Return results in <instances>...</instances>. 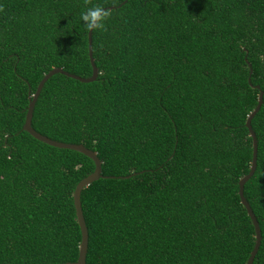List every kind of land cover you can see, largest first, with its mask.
Returning a JSON list of instances; mask_svg holds the SVG:
<instances>
[{
    "label": "trees",
    "instance_id": "1",
    "mask_svg": "<svg viewBox=\"0 0 264 264\" xmlns=\"http://www.w3.org/2000/svg\"><path fill=\"white\" fill-rule=\"evenodd\" d=\"M109 7L90 32L96 76L52 74L30 127L99 161L78 201L85 264H264V0H0V264L73 261L71 192L82 154L23 132L27 96L50 68L88 77L81 13ZM257 86V88H255Z\"/></svg>",
    "mask_w": 264,
    "mask_h": 264
},
{
    "label": "water",
    "instance_id": "2",
    "mask_svg": "<svg viewBox=\"0 0 264 264\" xmlns=\"http://www.w3.org/2000/svg\"><path fill=\"white\" fill-rule=\"evenodd\" d=\"M104 8L105 9L106 8L111 9L112 7L109 6V7H104ZM86 56H87V60H88L89 66H90V75L88 77H85V78L78 77L76 75L64 72L63 70H61L58 67L50 68L47 72H45L41 76V78L37 81L33 92L30 94V96H27V104L25 107L23 122H22L21 128H20L23 132L27 133L30 137H32L33 139H35L39 142H42V143H44L48 146L54 147V148L67 149V150H72V151L78 152V153L82 154L83 156L87 157L89 160H91V162L93 164L92 171L89 174H87L86 176H84L83 178H81L80 180H78L76 182V184L74 185L73 190L71 192V202H72V207H73V212H74V219H75V223L77 225L78 232H79V240H78V243L76 246V257L73 261H66V262H62V263H58V264H85L84 263V254H85V248H86V229H85V226H84V223L82 220V216H81V211H80V206H79V201H78V195H79V191L81 188L85 187L90 182H92V181L96 180L98 177H100V175H99V161L97 160L94 152L86 149L81 144L63 143V142L48 139L47 137L38 134L37 132H35L30 127L29 121H30L32 106H33V103L36 99V96H37L43 82L52 74H55V73L61 74L65 77L71 78L73 80H76V81L82 82V83H87V82H91L94 80V78L96 76V69L93 66L92 58H91V54H90V32L89 31H86ZM255 88H257V86H255ZM260 98H261V92L258 91L257 95H256L255 105L251 109V111L246 115L244 122H243V125H244L245 129L247 130V134L250 138L251 151H250L248 170L244 175H242L240 178H238V180L236 182V186H237L236 194H237L238 202L242 206V208L244 209V212H245L246 216L248 217V219L250 220V224H251L252 229H253V244H252L251 250L249 251L248 256H247L244 264H250L251 263L252 257L254 256L256 249H257V246H258V243H259V232H258L257 223L255 221L253 214L251 213V210L249 209L246 201L244 200V198L242 196V185L250 177V175L252 174L253 169H254L255 139H254L253 132L251 131L250 126H249V120L257 111V109L260 105Z\"/></svg>",
    "mask_w": 264,
    "mask_h": 264
},
{
    "label": "clouds",
    "instance_id": "3",
    "mask_svg": "<svg viewBox=\"0 0 264 264\" xmlns=\"http://www.w3.org/2000/svg\"><path fill=\"white\" fill-rule=\"evenodd\" d=\"M85 5L92 4V0H84ZM2 10V9H0ZM110 15L109 11L102 6L95 4L81 13V20L87 31L105 30L104 21Z\"/></svg>",
    "mask_w": 264,
    "mask_h": 264
}]
</instances>
